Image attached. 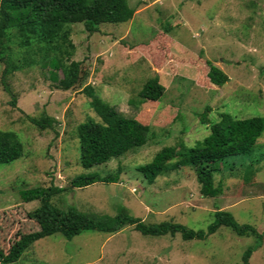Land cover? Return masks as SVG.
<instances>
[{
	"label": "rangeland",
	"instance_id": "rangeland-1",
	"mask_svg": "<svg viewBox=\"0 0 264 264\" xmlns=\"http://www.w3.org/2000/svg\"><path fill=\"white\" fill-rule=\"evenodd\" d=\"M128 1L136 9L128 23L103 24L93 35L82 23L72 25V60L81 63L82 80L70 90L59 89L50 68L36 64L5 79L10 95L0 61V130L23 143L20 159L0 165V264H243L257 241L225 226L191 241L180 234L144 236L133 226L77 235L85 220L114 218L122 208L147 224L195 231H206L217 210L227 211L264 234V135L250 156L229 158L232 168L220 166L214 180L224 192L216 198L201 194L190 166L167 171L153 185L138 172L164 147H193L223 114L264 117V0ZM12 40L5 55L21 65L19 40ZM207 61L228 76L223 87L209 82ZM156 76L164 96L141 103L138 92ZM89 86L122 115L149 126L151 137L135 151L84 169L76 130L88 119L100 121L85 93ZM27 116L55 123L40 129ZM119 168L117 183L71 185L77 176L106 177ZM33 188L50 193L51 208L43 199L24 201L21 193ZM249 264H264V241Z\"/></svg>",
	"mask_w": 264,
	"mask_h": 264
},
{
	"label": "trees",
	"instance_id": "trees-1",
	"mask_svg": "<svg viewBox=\"0 0 264 264\" xmlns=\"http://www.w3.org/2000/svg\"><path fill=\"white\" fill-rule=\"evenodd\" d=\"M135 12L136 9L130 6L128 0H92L90 3L88 0H0V61L7 65L3 72L5 90L12 95L5 82L10 74L23 66L36 64H40L42 68H50L51 78L59 89H72L82 80V65L72 60L76 49L71 40L72 25L82 23L85 30L93 35L99 32V27L103 24L128 23ZM12 37L19 40L18 44L23 52L21 65L9 54L5 55L7 44L13 41ZM37 57H40V61ZM206 64L209 68V82L216 87H223L229 81L228 76L211 61ZM165 92V87L156 76L143 85L138 92V99L141 103L159 102ZM85 93L91 98L90 107L100 121L88 119L77 127L80 164L84 169L107 164L148 143L151 137L149 126L122 115L116 107L99 97L92 87L89 86ZM27 117L40 129L51 128L55 123L53 118ZM263 135L264 117L237 119L223 114L220 122L211 125L210 134L193 147L183 146L180 152L175 146L164 147L150 163L140 166L138 172L149 185H153L167 171L190 166L196 174L201 194L216 198L224 192L222 183L216 185L214 180L220 166L223 169L232 168L228 164L229 158L250 156ZM22 156L23 143L18 135L0 130V165L10 164ZM247 169L251 170V174L256 172L252 165ZM120 173L119 168L117 173L106 177L98 173L80 175L72 180L71 185L75 189H81L95 183H117ZM245 178L249 180L250 177L247 175ZM21 195L25 202L43 199L51 208V195L43 188L25 190ZM214 216L215 221L206 231H195L179 223L147 224L122 208L114 218L101 215L85 220L78 228L77 235L94 231L115 234L127 226H133L144 236L175 237L180 234L184 241H191L205 240L225 226L239 237L253 236L257 240L243 256V264H249L254 251L261 247L264 234H260L252 225L240 224L231 212L217 210Z\"/></svg>",
	"mask_w": 264,
	"mask_h": 264
}]
</instances>
